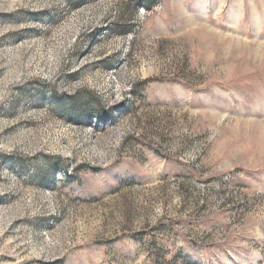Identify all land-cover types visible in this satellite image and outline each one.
<instances>
[{
	"label": "rangeland",
	"instance_id": "obj_1",
	"mask_svg": "<svg viewBox=\"0 0 264 264\" xmlns=\"http://www.w3.org/2000/svg\"><path fill=\"white\" fill-rule=\"evenodd\" d=\"M0 264H264V0H0Z\"/></svg>",
	"mask_w": 264,
	"mask_h": 264
}]
</instances>
